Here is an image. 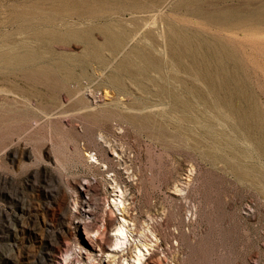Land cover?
<instances>
[{"label": "rangeland", "instance_id": "obj_1", "mask_svg": "<svg viewBox=\"0 0 264 264\" xmlns=\"http://www.w3.org/2000/svg\"><path fill=\"white\" fill-rule=\"evenodd\" d=\"M115 192L148 264H264V0H0V264H88Z\"/></svg>", "mask_w": 264, "mask_h": 264}, {"label": "bare ground", "instance_id": "obj_2", "mask_svg": "<svg viewBox=\"0 0 264 264\" xmlns=\"http://www.w3.org/2000/svg\"><path fill=\"white\" fill-rule=\"evenodd\" d=\"M103 33L107 45H110L112 50H116L120 45V36L111 34L108 28H104ZM94 163L96 165L99 164L98 161H94ZM120 196L115 192L109 203L120 214L116 225L110 230L111 234L106 236L103 242H101L102 239L100 237L105 232V225H102V229L97 228L94 230L87 225L81 227L84 235L81 248L88 264L94 260H96V264H148L147 260L151 255V248L145 242H141L140 245H134L133 251H131L133 255L130 252L128 253L131 229L124 217L125 206Z\"/></svg>", "mask_w": 264, "mask_h": 264}]
</instances>
